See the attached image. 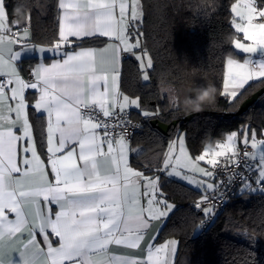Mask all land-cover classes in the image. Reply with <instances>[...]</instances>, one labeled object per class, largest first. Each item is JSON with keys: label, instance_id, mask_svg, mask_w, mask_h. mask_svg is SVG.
<instances>
[{"label": "snow or ice", "instance_id": "1", "mask_svg": "<svg viewBox=\"0 0 264 264\" xmlns=\"http://www.w3.org/2000/svg\"><path fill=\"white\" fill-rule=\"evenodd\" d=\"M58 8V39L45 47L32 43L30 0L17 5L25 15L23 22L9 21L6 0H0V264H173L176 239L156 244L152 236L141 246L151 222L168 217L175 205L165 198L159 175L134 170L127 158L128 110L139 109L144 117L157 116L159 110L150 112L140 97L121 93L116 68L121 52H131L141 69L154 68L146 48L132 52L141 47L143 33L137 32L130 42L129 29L138 28L136 22L144 16L141 0H58ZM230 12L233 48L262 57L253 61L250 55L243 62L227 57L228 73L219 95L238 103L250 81L264 84V0H235ZM99 37L118 43L67 50L85 38ZM26 51L44 54L31 79H25L19 67ZM47 53L52 54L51 63L44 62ZM142 79L149 81L150 74L143 71ZM29 89L34 90L31 104ZM167 96L175 107L173 89ZM185 100L195 101L196 96ZM30 107L46 120L43 139L50 173L36 150ZM21 147L24 155L18 161ZM255 150H260L258 160ZM241 156L246 158L243 163ZM241 168L254 170V180L238 171ZM216 170L227 173V180L217 181ZM156 171L202 189L195 208L209 217L214 215L209 203L225 201L226 184L239 180L241 194H264V129L258 134L244 126L216 141L215 147L209 143L196 157L181 135L169 143L163 166ZM204 223L201 219L198 227ZM249 239L254 247L255 240ZM111 246L145 254L117 256ZM254 256L249 252L241 264H255Z\"/></svg>", "mask_w": 264, "mask_h": 264}, {"label": "trees", "instance_id": "2", "mask_svg": "<svg viewBox=\"0 0 264 264\" xmlns=\"http://www.w3.org/2000/svg\"><path fill=\"white\" fill-rule=\"evenodd\" d=\"M235 0H141L144 16L138 27L142 32L141 51L147 49L154 63L150 80L141 77L139 62L133 56L123 58L120 92L130 98L140 97L144 109L159 115L144 117L131 111L143 130L131 140L140 151L131 157V164L153 175L163 162L170 137L177 131L184 135L192 156L208 143L221 141L233 131L251 126L259 134L264 129V93L245 112L235 116L240 104L255 91L264 88L259 81L245 86L239 102L219 95L223 88L225 62L229 55L242 57L232 46L234 29L230 6ZM19 0H6L9 19L23 22L25 15L17 9ZM32 6L30 32L32 43L48 46L58 39V0H30ZM133 28L129 31L132 32ZM240 36L239 33L235 34ZM104 38H86L67 48L101 45ZM216 90L215 102L201 112H189L185 97L196 95V86ZM171 88L176 97L173 107L167 96ZM30 100V99H29ZM196 113L187 121L182 118ZM29 118L41 152L44 151V120L29 108ZM151 119L164 123L178 120V125L162 134L150 125ZM259 138V136H258ZM159 183L165 198L175 205L156 241L170 238L178 243L174 264H241L254 252L255 264H264V194L238 193L206 227H198L204 214L195 208L201 192L163 174ZM254 179V178H253ZM239 188V187H238ZM238 190V189H237ZM237 192V191H236ZM245 232V236L243 233ZM255 240L253 247L251 240Z\"/></svg>", "mask_w": 264, "mask_h": 264}, {"label": "crops", "instance_id": "3", "mask_svg": "<svg viewBox=\"0 0 264 264\" xmlns=\"http://www.w3.org/2000/svg\"><path fill=\"white\" fill-rule=\"evenodd\" d=\"M60 11H61V10L59 9V16H60ZM30 34H31V32H30ZM239 34L242 35V33H239ZM241 37H242V36H241ZM100 38H104V39H106V41H105L103 44H101V45L80 46V47L102 49V48L105 47V45H106L107 43H118V42L109 41L108 38H106V37H100ZM85 39H86V38H85ZM131 41H132V40H131ZM247 42H249V41H247ZM45 47H47V46H45ZM78 48H79V47H77V48H73V49H71V48H67V50H68V51H73V50H78ZM123 53H126L127 56H132L131 52H121L120 56H119L118 59H117V63H116V68H117V70H118L119 73L121 72V64H122V60H123V58H125V57H123ZM110 54H111V53H105V55H110ZM238 54H239V53H238ZM43 55H44V54H41V53L36 52V51H26V52H22V53H21V58H20V61H19V67H20V70H21V74L23 75V77H24L25 79H27V74L30 75L32 68H33L34 65L38 62L39 58H40L41 56H43ZM46 55H47V59H45L44 62H45V63H51V62H52V59H53L52 54H51V53H47ZM127 56H126V57H127ZM59 58H60V57H58V56L55 57V59H59ZM30 76H31V75H30ZM119 81H120V76H119ZM251 82H252V81H250L249 83H251ZM223 83H224V80H223ZM33 91H34V90L29 89V90H27V92H26V96H27L28 101H29L30 104L34 101ZM119 91H120V88H119ZM222 91H223V88H222ZM29 99H30V100H29ZM31 109H32V108H31ZM32 110H33V109H32ZM33 111H34L35 114H37L38 116H41V117L43 118V120H44V124H45V125H44V129H45V126H46V120L44 119V114H39V113H37L35 110H33ZM128 111L131 112V111H133V109H129ZM30 122H31V120H30ZM31 124H32V123H31ZM242 128H243V127L239 128L237 131L241 130ZM17 131H18V130H17ZM33 135H34V130H33ZM34 137H35V136H34ZM225 138H226V136L224 137V139H225ZM224 139H222V140H224ZM222 140H221V141H222ZM36 142H37V141H36ZM36 150H37L38 154L40 155L41 159L44 161V165H45V167H46V170L49 171V173H50V166H48V155H49V154L47 153V147H46V144L44 143V151H43V152H41V150H39L38 145H37V147H36ZM139 151H140V149H139L138 147L133 146L132 143H131V141L128 140V148H127L128 164H129V166H130L131 168H133L134 170H136V171H140V172H143V171H141L140 169L135 168V167L131 164V157H132L134 154L138 153ZM251 151H253V150L251 149ZM255 151H256V153H257V160H258V159H259V151H260V150H255ZM23 155H24V153H23V151H22V147H21V151H20L19 156H18V161H19L20 159H22ZM28 155H30V153H29ZM221 160H223V158H221ZM143 173H145V172H143ZM162 174H164V173H162ZM145 175H147V176H152V175L147 174V173H145ZM165 177H166V176H165ZM167 177H168V176H167ZM167 177H166V178H167ZM254 177H255V173H254ZM178 178H179V177H175V176H173V177H168V179H171V180H175V181L180 182L181 180H179ZM49 179L52 180L53 177H52L51 175H49ZM253 180H254V179H253ZM180 183H182V181H181ZM194 189H196V188H194ZM238 189H239V188H238ZM196 190H197V189H196ZM141 191H143L142 188H141ZM198 191H200L201 194H204L202 189H201V190L198 189ZM238 193H240L239 190H237L236 194H238ZM138 195H139V193H138ZM143 202L146 204V200H144ZM52 207H53V209L55 210L57 206L53 205ZM170 214H171V213H170ZM170 214H169V215H170ZM168 217H169V216H168ZM168 217H166V218L162 217L160 220H153V221L151 222V227H150V229L148 230L147 235L145 236V241L142 243L141 248H144V247L146 246V244H147L148 242H150V238H151L152 236H155V237L157 238V235H158L159 230H160L161 227L164 225V223H165V221L167 220ZM38 239H39V238H38ZM170 239H173V238H170ZM170 239H167V240H170ZM52 240L55 241V240H56V237L53 236V237H52ZM167 240L160 241V242H157V241L155 240V243H156V244H162V243H164V242L167 241ZM111 250H112V254L117 255V256H131V257H138V258H139V257H143V255L145 254L144 252L141 251V249H128V248H126V247H121V246H111ZM174 258H175V257H174ZM173 264H174V260H173Z\"/></svg>", "mask_w": 264, "mask_h": 264}, {"label": "built area", "instance_id": "4", "mask_svg": "<svg viewBox=\"0 0 264 264\" xmlns=\"http://www.w3.org/2000/svg\"><path fill=\"white\" fill-rule=\"evenodd\" d=\"M13 20L18 21L15 16H13V17H11L9 19V21H13ZM126 56H127V54L126 53H123V57H126ZM27 79H31V76L29 74H27ZM128 113H129L128 119L131 121V123L126 125V128H127L126 137H127V140L131 141L135 135L140 134L142 132L143 125H142V123L139 120L134 119L131 116V112L128 111ZM110 130L111 131H114V132L119 131V129H117V128H110ZM249 151H251L250 148H249ZM244 159H246V158H244L243 156H241L242 163H243V160ZM249 162L250 163H254L252 161H249ZM238 171H245V170L243 168H241V169H238ZM254 173H255L254 170H252V171H245V174L248 177L252 178V179L254 178ZM227 178H228V174L227 173H224L223 171H220V170H216V179H217V181H226ZM238 187H239V180H236L234 183H232L230 185H228V184L225 185V191L227 192V197H226L225 201H223V202L216 201V202L209 203L208 206L214 208V215H210L209 217H206L204 219L205 223H204V225L202 227H206L212 221V219L215 216H217V215H219L221 213V211L223 210V208L227 205V203L236 194V191H237ZM207 194L208 195H211L210 193H207Z\"/></svg>", "mask_w": 264, "mask_h": 264}, {"label": "rangeland", "instance_id": "5", "mask_svg": "<svg viewBox=\"0 0 264 264\" xmlns=\"http://www.w3.org/2000/svg\"><path fill=\"white\" fill-rule=\"evenodd\" d=\"M138 25H140L141 24V21H137L136 22ZM139 30H138V28H133V30H132V41H130V42H135V40H136V38H137V32H138ZM242 35L240 34V36H238L237 38H241L242 39V37H241ZM139 39H140V44H141V37H139ZM244 43H250V42H247V41H243ZM234 49V48H233ZM235 50V49H234ZM237 53H239L240 55H242V57H237V56H233L235 59H237V60H239L240 62H243V60L245 59V58H248L251 54H247V53H242V52H239V50H235ZM132 52H136V53H140L141 52V47L140 48H135V49H132ZM133 56V55H132ZM134 57V56H133ZM262 57H261V55L259 54V53H257V54H255V55H251V59L253 60V61H255V60H259V59H261ZM140 67V66H139ZM141 69V68H140ZM143 71H147V72H149V69H141V77H142V72ZM227 73H228V69H227V65H226V62H225V74H224V79H225V77H226V75H227ZM143 80V79H142ZM262 99V101L264 102V96H263V98H261ZM131 109H133L134 111H140L139 109H136V108H131ZM181 135H183V134H181L180 132H175L171 137H170V139H169V142H168V145H167V148H166V151H165V154L167 153V150H168V146H169V143L171 142V141H173V140H176L177 139V137H179V136H181ZM184 136V135H183ZM209 144V143H208ZM207 144V145H208ZM212 144V147H215V143H211ZM206 145V146H207ZM206 146L203 148V150L206 148ZM186 149H187V147H186ZM202 150V151H203ZM187 151H188V149H187ZM202 151L199 153V154H197V155H195V156H193V157H196V156H198V155H200V154H202ZM189 152V151H188ZM190 153V152H189ZM165 154H164V157H163V162H164V159H165ZM190 155H191V153H190ZM192 156V155H191ZM163 162H162V165H161V167L163 166ZM200 164H201V166H203V167H209L208 165H206V164H204V162H200ZM160 167V168H161ZM162 173H164L163 175L164 176H166L167 177V175H166V173L165 172H154L153 173V175L152 176H154V175H160V174H162ZM189 174H191V173H189ZM151 175V174H150ZM196 176H197V178L199 179L200 177L198 176V174H195ZM168 178V177H167ZM179 180H181L180 178H178ZM182 181V183H184V184H186V185H188V186H190V187H192V188H196L195 186H193V185H189L186 181H183V180H181ZM180 181V182H181ZM197 189V188H196ZM198 190V189H197ZM199 190H201V189H199ZM252 194V193H251ZM171 203V202H170ZM243 233V236H245L246 234H245V232H242Z\"/></svg>", "mask_w": 264, "mask_h": 264}, {"label": "water", "instance_id": "6", "mask_svg": "<svg viewBox=\"0 0 264 264\" xmlns=\"http://www.w3.org/2000/svg\"><path fill=\"white\" fill-rule=\"evenodd\" d=\"M264 93V88H260L259 90L255 91L253 94H251L248 98H246L238 107L237 111L234 113L235 116H239L243 112H245L251 105H253L258 98ZM196 113H191L186 115L182 118V121H187L193 116H195ZM178 120L171 121L170 123H164L160 121L159 119H151L150 125L154 128H156L158 131H160L162 134L167 135L169 133L170 129L176 128L178 125Z\"/></svg>", "mask_w": 264, "mask_h": 264}, {"label": "clouds", "instance_id": "7", "mask_svg": "<svg viewBox=\"0 0 264 264\" xmlns=\"http://www.w3.org/2000/svg\"><path fill=\"white\" fill-rule=\"evenodd\" d=\"M196 100L185 102V107L189 112H201L205 107H210L215 102V90L213 87L196 90Z\"/></svg>", "mask_w": 264, "mask_h": 264}]
</instances>
